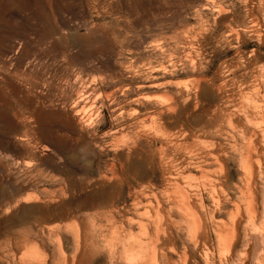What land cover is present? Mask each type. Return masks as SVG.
<instances>
[{
	"label": "rangeland",
	"instance_id": "1",
	"mask_svg": "<svg viewBox=\"0 0 264 264\" xmlns=\"http://www.w3.org/2000/svg\"><path fill=\"white\" fill-rule=\"evenodd\" d=\"M0 264H264V0H0Z\"/></svg>",
	"mask_w": 264,
	"mask_h": 264
},
{
	"label": "bare ground",
	"instance_id": "2",
	"mask_svg": "<svg viewBox=\"0 0 264 264\" xmlns=\"http://www.w3.org/2000/svg\"><path fill=\"white\" fill-rule=\"evenodd\" d=\"M174 108H175V107H174ZM225 113H226V112H225ZM230 115H231V114H230ZM210 119H211V118H210ZM211 121H212V120H211ZM213 121H214V119H213ZM209 125H211V124H209ZM207 126H208V125H207ZM179 127H180V126H179ZM182 128H183V127H182ZM177 129H178V128H177ZM183 129H184V128H183ZM188 130H189V129H188ZM209 130H210V129H209ZM180 131H181V130H180ZM189 132H190V131H189ZM178 133H179V132H178ZM191 134H193V132H192ZM251 134H252V132H251ZM253 134H254V133H253ZM188 135H189V134H188ZM193 135H194V134H193ZM193 135H191V136H193ZM186 136H187V135H186ZM189 136H190V135H189ZM195 136H196V135H195ZM253 136H254V135H253ZM192 138H193V137H192ZM192 138H191V140H192ZM197 138H198V137H197ZM194 139H196V138H194ZM262 139H263V138H262ZM186 141H187V140H186ZM196 141H197V140H196ZM218 141H220V140L218 139ZM233 141H234V140H233ZM214 143H215V141H214ZM220 143H221V142H220ZM223 143H224V142H223ZM250 143H251V142H250ZM218 145H219V144H218ZM222 145H223V144H222ZM254 145H255V144H254ZM204 148H205V147H204ZM247 150H248V149H247ZM221 151H222V150H221ZM217 152H218V151H217ZM223 152H224V151H223ZM237 152H238V151H237ZM221 153H222V152H221ZM250 153H251V152H250ZM224 154H225V152H224ZM215 155H216V153H215ZM249 156H250V155H249ZM216 157H217V156H216ZM218 157H219V154H218ZM251 158H252V157H251ZM202 159H203V158H202ZM219 159H220V158H219ZM259 159H260V158H259ZM218 161H219V160H218ZM184 163H185V162H184ZM251 163H252V162H251ZM204 167H205V166H204ZM204 167H203V168H204ZM252 168H254V167H251V169H252ZM189 170H190V169H189ZM252 171H253V170H252ZM254 171H255V169H254ZM255 172H256V171H255ZM252 173H253V172H252ZM250 180H251V179H250ZM254 180H255V179H254ZM166 181H168V180H166ZM166 181H165V182H166ZM170 182H171V181H170ZM174 182H175V181H174ZM250 182H251V181H250ZM252 182H253V181H252ZM179 183H180V182H179ZM175 184H176V183H175ZM177 185H178V184H177ZM248 185H249V183H248ZM250 185H251V184H250ZM250 185H249V186H250ZM167 186H168V185H167ZM179 186H181V184H179L178 187H179ZM249 186H248V187H249ZM250 187H251V186H250ZM168 188H169V187H168ZM168 188H167V189H168ZM180 189L182 190L183 188H180ZM251 189H252V188H251ZM176 190H177V189H176ZM188 191H189V190H188ZM213 191H214V190H213ZM252 191H253V190H252ZM252 191H251V192H252ZM141 192H142V191H141ZM150 193H151V192H150ZM182 193H183V191H182ZM188 193H189V192H188ZM188 193H187V194H188ZM137 194H138V193H137ZM140 194H142V193H140ZM252 194H253V193H252ZM188 195H189V194H188ZM189 196H190V195H189ZM253 196H254V195H253ZM138 197H139V196H138ZM229 197H230V196H229ZM139 198H140V197H139ZM149 198H152V197H149ZM175 198H176V197H175ZM215 198H216V197H215ZM140 199H141V198H140ZM140 199H139V200H140ZM155 199H156V198H155ZM183 199H184V198H183ZM189 199H191V198H189ZM189 199H187V200H189ZM193 199H194V198H193ZM133 200H135V199H133ZM253 200H254V197H253ZM189 201H190V200H189ZM216 201H217V200H216ZM183 202H184V201H183ZM194 202H195V201H194ZM253 202H254V201H253ZM186 203H187V202H186ZM186 203H185V204H186ZM214 203H216V202H214ZM145 204H146V203H145ZM171 204H172V203H171ZM189 204H190V202H189ZM194 204H195V203H194ZM252 204H254V203H252ZM157 205H159V203H157ZM160 205H161V203H160ZM190 206H191V205H190ZM190 206H189V207H190ZM215 206H216V205H215ZM187 207H188V205H187ZM192 208L194 209V207H192ZM192 208H191V209H192ZM249 208H250V207H249ZM161 209H162V208H161ZM251 209H254V207L251 208ZM255 209H256V208H255ZM144 210H145V209H144ZM158 210H159V208H158ZM239 210H240V209H239ZM251 211H252V210H251ZM161 212H163V211L161 210ZM161 212H158V213H161ZM192 212H193V211H192ZM192 212H191V213H192ZM196 212H197V211H196ZM255 212H256V211H255ZM151 214H152V213H151ZM155 214H156V213H155ZM193 214H194V213H193ZM147 215H149V213H148ZM201 215H202V214H201ZM211 215H212V214H211ZM228 215H230V214H228ZM237 215H238V213H237ZM237 215H236V216H237ZM253 215H254V214H253ZM144 216H145V215H144ZM156 216H157V214H156ZM163 216H164V215H163ZM163 216H162V217H163ZM165 216H166V215H165ZM195 216H196V214H195ZM202 216H203V215H202ZM241 216H242V215H241ZM108 217H109V216H108ZM146 217H148V216H146ZM160 217H161V216H160ZM198 217H199V216H198ZM200 217H201V216H200ZM214 217H215V216H214ZM105 219H106V218H105ZM161 219H162V218H161ZM161 219H159V221H160ZM203 219H204V218H203ZM233 219H234V218H233ZM235 219H236V218H235ZM141 220H142V219H141ZM153 220H154V219H153ZM153 220H152V221H153ZM199 220H200V219H199ZM256 220H257V219H256ZM161 221H163V220H161ZM171 221H172V220H171ZM200 221L202 222V220H200ZM232 221H233V220H232ZM196 222H198V221L196 220ZM201 222H200V223H201ZM173 223H174V222H173ZM197 224H199V222H198ZM159 225H160V224H159ZM201 225H202V224H201ZM203 225H204V223H203ZM199 226H200V225H199ZM199 226H198V228H199ZM207 226H208V225H207ZM222 226H223V225H222ZM228 226H229V225H228ZM158 227H159V226H158ZM230 227H231V226H230ZM233 227H234V226H233ZM167 228H168V227H167ZM167 228L165 227V230H166ZM200 228H201V227H200ZM219 228H220V227H219ZM239 230H240V229H239ZM189 231H190V230H189ZM200 231H201V230H200ZM200 231H199V229H198V233H199ZM156 232H157V231H156ZM161 232H163V231L161 230ZM161 232L159 231V232L157 233L158 236L160 235L159 233H161ZM165 232H166V231H165ZM203 232H204V231H203ZM204 233H205V232H204ZM240 233H241V232H240ZM79 234H80V233H79ZM81 235H82V234H81ZM232 235H236V234L233 233ZM158 236H156V238H157ZM160 236H161V235H160ZM79 237H80V235H79ZM201 237H202V236H201ZM201 237H200V239H201ZM195 238H197V237H195ZM80 239H81V238H80ZM158 239H160V238H157L155 241L157 242ZM197 239H198V238H197ZM197 239H195V240L197 241ZM233 239H234V238H232V241H233ZM163 240H164V239H163ZM230 240H231V239H230ZM239 240H240V239H239ZM168 241H169V240H168ZM158 242H160V241H158ZM158 242H157V243H158ZM201 242H202V241H201ZM203 242H204V241H203ZM239 242H240V241H239ZM154 243H155V242H154ZM232 243H233V242H232ZM222 244H223V243H222ZM159 245H160V244H159ZM126 246H127V245H126ZM153 246H154V244H153ZM155 247H156V246H155ZM155 247H153V248H155ZM168 247H169V246H168ZM170 247H171V246H170ZM227 247H228V246H227ZM127 248H128V247H127ZM158 248H159V247H158ZM228 248H229V250H230L231 247H228ZM130 249H131V248H130ZM157 250H158V249H156L155 251H157ZM155 251H154V252H155ZM167 251H168V249H167ZM233 251H234V250H233ZM158 253H159V251H158ZM160 253H161V252H160ZM160 253H159V254H160ZM162 253H163V252H162ZM184 253H187V252L185 251ZM205 255H206V254H205ZM154 257H155V256H154ZM187 257H188V256H187ZM122 258H123V257H122ZM181 258H182V257H181ZM154 259H155V258H154ZM156 259H157V258H156ZM159 259H160V257H159ZM171 260H172V259H170L169 261L171 262ZM157 263H158V262H157Z\"/></svg>",
	"mask_w": 264,
	"mask_h": 264
}]
</instances>
